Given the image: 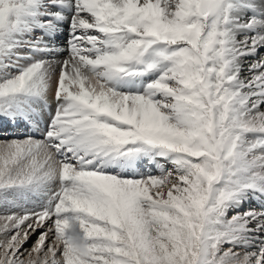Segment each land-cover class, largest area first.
<instances>
[{
    "label": "snow or ice",
    "instance_id": "obj_1",
    "mask_svg": "<svg viewBox=\"0 0 264 264\" xmlns=\"http://www.w3.org/2000/svg\"><path fill=\"white\" fill-rule=\"evenodd\" d=\"M0 209V264H264V0H0Z\"/></svg>",
    "mask_w": 264,
    "mask_h": 264
},
{
    "label": "rangeland",
    "instance_id": "obj_2",
    "mask_svg": "<svg viewBox=\"0 0 264 264\" xmlns=\"http://www.w3.org/2000/svg\"><path fill=\"white\" fill-rule=\"evenodd\" d=\"M3 210L0 209V212H2ZM37 236L33 235L31 236V238L29 239L28 243L25 245L26 248H30L32 246L33 243H35Z\"/></svg>",
    "mask_w": 264,
    "mask_h": 264
},
{
    "label": "bare ground",
    "instance_id": "obj_3",
    "mask_svg": "<svg viewBox=\"0 0 264 264\" xmlns=\"http://www.w3.org/2000/svg\"><path fill=\"white\" fill-rule=\"evenodd\" d=\"M65 35H66V34H65ZM64 39H65V37H61V38H60V43H61V44L64 43Z\"/></svg>",
    "mask_w": 264,
    "mask_h": 264
}]
</instances>
